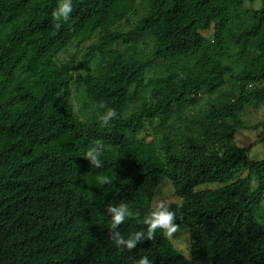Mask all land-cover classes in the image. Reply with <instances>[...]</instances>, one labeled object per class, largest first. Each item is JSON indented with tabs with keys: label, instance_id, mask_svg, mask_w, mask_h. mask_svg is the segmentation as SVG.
I'll return each mask as SVG.
<instances>
[{
	"label": "trees",
	"instance_id": "16d2710c",
	"mask_svg": "<svg viewBox=\"0 0 264 264\" xmlns=\"http://www.w3.org/2000/svg\"><path fill=\"white\" fill-rule=\"evenodd\" d=\"M58 3L0 0V264H264V0H72L57 27ZM167 178L188 253L115 246ZM111 183L138 215L109 233Z\"/></svg>",
	"mask_w": 264,
	"mask_h": 264
},
{
	"label": "clouds",
	"instance_id": "9594fccd",
	"mask_svg": "<svg viewBox=\"0 0 264 264\" xmlns=\"http://www.w3.org/2000/svg\"><path fill=\"white\" fill-rule=\"evenodd\" d=\"M72 11H73L72 0H59V3L57 5L56 9L52 13L53 19L58 22L56 24V26L59 27L60 23L68 21ZM101 107H104V105H101ZM116 117H117L116 110L113 108H108V109H106V111H104L99 116V120L102 122L103 125L107 126V125H110V122L113 119H115ZM253 126H256V128H258L257 122L254 123L252 125V127ZM260 130H257V131L260 132ZM248 136L256 138L255 131L253 132V130H251L249 132ZM147 140H150V138H148ZM102 150H103L102 145H94L93 147L89 148L84 153L83 158H85L89 162L91 167L100 168V167H102V161L100 158ZM184 163H185V161L181 160L179 163H177L175 165L176 167H174L171 171L172 172H180V173H182V171L188 172L187 169L184 167L185 166ZM176 169H179V170L176 171ZM185 175H186V173H182L181 175L174 177L179 188L183 187L184 185H189V186L191 185L190 184V177L187 180V182L184 181ZM236 176L240 177L239 175H236ZM101 182L107 183L108 182L107 178H104ZM163 188L165 191H172V195L174 197L173 202L179 201V199L175 196V193H174L176 191L175 182L173 183L170 178L164 179L163 183L160 184V186L157 189L158 193L155 196V202H154L155 205L154 206L151 205V209L148 211V213L142 219V223L147 225V231L144 233H142L140 231L135 232L134 234H131L126 239L120 234L119 231H115V232L111 233V230L116 229L118 225H121L127 219L138 215L137 213L133 212L134 211L133 204H132V208H130L128 206V204L118 203V202H122V201H117L115 199V196L117 194L124 196V198H125V196L130 198V196H129L130 194H128V192L124 193L126 186H122L121 188H119L118 185L111 183L105 187L104 196H102L101 199L104 200L106 203H113L114 204V205L108 206L107 213L109 214L108 223L110 225V227H109V233H111L110 239L112 240V242L114 243L115 246L120 247L121 250H129L130 251L131 249H133L136 246L137 242L141 239L142 235L146 236L147 239L151 240L155 231L157 229H161L168 240H173L176 251H178L184 255H186L188 253L187 238H186L187 235L183 234L185 236V240H184L185 241V244H184L185 247L181 251L176 246V244H177L176 239L168 237V236H171V234L173 232H175L176 229H180V228H177V225L175 223V219H176L175 213L170 210V207L168 205V204H171L173 202L167 204L166 202L161 201L159 198H157L159 192H162ZM257 189H258V186H257L256 182L253 181L252 191H256ZM125 200H126V198H125ZM8 210H9L10 214H14L10 209H8ZM136 264H151V261L147 256H144V257H141L136 262Z\"/></svg>",
	"mask_w": 264,
	"mask_h": 264
},
{
	"label": "rangeland",
	"instance_id": "374dc122",
	"mask_svg": "<svg viewBox=\"0 0 264 264\" xmlns=\"http://www.w3.org/2000/svg\"><path fill=\"white\" fill-rule=\"evenodd\" d=\"M248 139L252 140V139H255V138L248 137ZM252 150L250 152V157L252 159H255L256 161H259L262 158H264V143L263 144L260 143V144L256 145ZM164 188H163L162 192H159L157 198H159L161 201L166 202L167 204L173 202L174 201V197L172 195V191H165ZM168 237L176 239V243H177L176 246H177V248L180 251L185 247V245H184L185 244V241H184L185 240V236L183 235V232L180 231V229H176V231L173 232L171 234V236H168Z\"/></svg>",
	"mask_w": 264,
	"mask_h": 264
}]
</instances>
